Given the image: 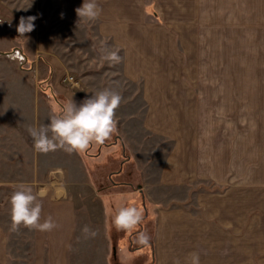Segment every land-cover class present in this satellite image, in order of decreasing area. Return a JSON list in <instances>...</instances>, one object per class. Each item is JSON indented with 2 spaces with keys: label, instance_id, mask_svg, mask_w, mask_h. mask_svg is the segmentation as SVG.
<instances>
[{
  "label": "crops",
  "instance_id": "crops-1",
  "mask_svg": "<svg viewBox=\"0 0 264 264\" xmlns=\"http://www.w3.org/2000/svg\"><path fill=\"white\" fill-rule=\"evenodd\" d=\"M3 2L0 0V10L14 17L18 2ZM202 2L97 0L102 10L99 18L85 21L79 20L75 11L83 0H39L40 5L54 7L63 26L96 30L98 39L120 49V75L139 83L144 112L136 132L138 142L133 141L140 153L132 156L141 169L142 194L130 183H123L120 185L129 190L113 194L109 186L102 188V194L97 189L94 195V183L80 169L87 168L85 159L92 164L105 161L106 168L118 163L120 175L124 174L121 168L131 162L125 155V146L129 149L126 137L121 136L122 154L118 141L93 142L83 156L62 149L40 159L36 154L33 168H45L47 174L35 192L46 194L38 196L41 218L51 216L58 227L46 232L34 229L33 264H110L115 254L120 256L118 245L127 235L129 247L138 252L128 264H190L192 253L199 254L200 264H264V126L262 180L256 186L252 139L243 138L238 124L232 127V120L219 117L214 107L208 111V98L203 95L206 88L195 83L200 58L198 30L205 27ZM35 37L36 52L41 53L37 60L45 62L52 78L58 69L50 63L49 42ZM96 81L95 75L82 77L80 87L67 92L66 99L79 104L92 91L102 89L91 84ZM148 137L170 143L159 163L157 152L146 160L147 147L142 142ZM239 140L246 141L241 151ZM111 145L115 148L102 154V148ZM95 149V154L89 153ZM84 190L90 191L89 197H84ZM134 193L139 195L130 205L143 211V219L114 244L104 215L105 202ZM84 226L97 235L86 238ZM143 234L148 237L146 243ZM256 237L262 241L256 243ZM126 242L122 244L125 250ZM8 253V238L0 227V264H8Z\"/></svg>",
  "mask_w": 264,
  "mask_h": 264
},
{
  "label": "rangeland",
  "instance_id": "rangeland-1",
  "mask_svg": "<svg viewBox=\"0 0 264 264\" xmlns=\"http://www.w3.org/2000/svg\"><path fill=\"white\" fill-rule=\"evenodd\" d=\"M2 1L5 3L6 0ZM16 1L18 8L17 13L12 14L14 17H8L7 13L0 10V50L11 51L14 46L21 49L30 58L28 63H23V68L30 70H21L18 66L20 61L15 58L0 56V227L8 238V264H33L34 229L21 225L18 231L11 230L9 197L14 184L20 182L30 184L35 193L38 183L45 181L47 177L45 168H33L37 160L36 154L40 159L45 153H39L34 149L27 131L30 126L39 127L47 124L48 116L59 109L52 100L47 86L53 85L52 87L55 86L65 92L55 93L63 103L67 100V92L80 87H71L63 82L66 74L73 76L78 82L86 75H95L97 81L92 82V85L102 89L111 87L122 95V101L115 111L117 130L106 143H112L113 136L116 135L120 138L126 137L129 149L125 146V155L130 156L131 162H126L124 174L111 179L119 182L114 188L111 186L109 175L119 169L118 163L106 168L105 161H96L93 165L85 159L84 165L87 168L80 169L81 172H85V177L94 183V195L98 193L97 189H100L102 194V188L109 186L108 191L113 194L125 192L129 189L120 185L124 182L130 183L134 190L141 184V169L132 156L140 153V150L136 149L139 139L136 132L141 124L144 106L140 99L139 83H131L121 77L120 63L112 64L102 59L99 49L105 40L98 39L96 30H79L63 26L54 7L51 8L47 3L40 5L39 0L36 2L32 0L33 4L27 0ZM202 9L205 11L202 18L205 27L198 30L197 47L200 58L195 83L206 88L207 92L203 95L208 98V111L214 107L219 117L232 120L234 123L232 127L235 128L237 126L235 123L238 124L237 130L244 134L243 138H247V135L249 140L252 139L249 142L254 147V177L256 186L261 185L264 126V0H203ZM28 16L36 17L35 27L22 36L16 27L21 17ZM35 36L48 40L51 49L50 63L53 68L58 69L56 71L58 74L54 73L51 79L42 83L45 86L44 90L39 88L37 82L48 76V67L42 59L37 60L41 53L36 52L39 49ZM119 55L121 56L120 52ZM62 71L67 72L60 74ZM79 84L81 85V82ZM142 143L147 147L146 160L150 161L151 153L157 152L159 155L156 158L157 163L161 162L170 146L168 141L153 137H148L146 142ZM245 143L246 141L239 140L240 151ZM118 145L122 154V146ZM112 148L115 147L113 145L103 147L102 154L106 149ZM89 153L95 154L96 149ZM81 154L83 156L85 153ZM151 161L154 165V155ZM146 167L149 168L148 163ZM82 194L87 197L90 191L84 190ZM138 195L134 193L130 196L125 195L123 199L116 198L114 201L105 202L104 215L108 219L114 244L122 237L124 231H118L111 225L107 212L117 204L131 206ZM128 237L127 235V238L120 239L118 245L121 249L120 256L115 254V259L113 258L117 264H128L131 258L138 254L129 247ZM126 240L125 250L122 244ZM260 241L262 237H256V243ZM138 262L140 259L136 263Z\"/></svg>",
  "mask_w": 264,
  "mask_h": 264
},
{
  "label": "clouds",
  "instance_id": "clouds-1",
  "mask_svg": "<svg viewBox=\"0 0 264 264\" xmlns=\"http://www.w3.org/2000/svg\"><path fill=\"white\" fill-rule=\"evenodd\" d=\"M75 11L79 20L95 21L102 10L97 0H83L82 5ZM35 19V16L21 17L16 27L17 32L24 36L26 32L34 30ZM99 51L103 60L112 64L121 62L120 49L109 47L106 41L101 43ZM121 101V93L111 87L92 91L91 95L79 104L73 98H69L58 110L48 116L47 124L28 127L27 131L33 141L34 149L45 154L58 149L68 153L84 152L93 142L104 143L117 130L115 111ZM44 195H46L44 192L34 193L32 186L24 182L13 185V191L9 197L12 231H18L21 225L42 232L58 227L51 216L43 220L41 218L42 205L38 201V196L42 198ZM107 215L111 225L118 231H131L143 219L141 209L123 204H117L109 209ZM82 232L86 238H94L97 235L96 231L88 226H84ZM147 240V235L143 234V241L146 243ZM190 256V264H200L198 253H192ZM175 264H179V261Z\"/></svg>",
  "mask_w": 264,
  "mask_h": 264
},
{
  "label": "water",
  "instance_id": "water-1",
  "mask_svg": "<svg viewBox=\"0 0 264 264\" xmlns=\"http://www.w3.org/2000/svg\"><path fill=\"white\" fill-rule=\"evenodd\" d=\"M17 54H19V56H17ZM0 56H6V57H9V58H15V59L20 61L19 64H18L20 69L27 70V71L30 70V69L23 68V63L26 62L28 59H27V56L23 53V51L21 49H19V48H14L11 51H1L0 50ZM117 141L120 142L122 148L124 149V144L122 142V139L118 135L115 137L113 143H116ZM103 144L104 143H102V145ZM123 155H124V153H123ZM137 190L140 192V194H142V190H141V186L140 185L137 186Z\"/></svg>",
  "mask_w": 264,
  "mask_h": 264
},
{
  "label": "trees",
  "instance_id": "trees-1",
  "mask_svg": "<svg viewBox=\"0 0 264 264\" xmlns=\"http://www.w3.org/2000/svg\"><path fill=\"white\" fill-rule=\"evenodd\" d=\"M48 79H51V75H48L44 80H41L38 84H39V88L41 89V90H44V89H42V83L43 82H47L48 81ZM47 87H49V88H52V86H47ZM52 93H51V95H52V100H54V102L57 104V106H59V108L61 107V101L57 98V95L55 94V93H57L53 88H52ZM58 94V93H57ZM55 96H56V98H55ZM56 99V100H55ZM115 263V261H113V259L110 261V264H114ZM116 264V263H115Z\"/></svg>",
  "mask_w": 264,
  "mask_h": 264
},
{
  "label": "built area",
  "instance_id": "built-area-1",
  "mask_svg": "<svg viewBox=\"0 0 264 264\" xmlns=\"http://www.w3.org/2000/svg\"><path fill=\"white\" fill-rule=\"evenodd\" d=\"M63 82L69 84L71 87H78L79 82L75 80V78L69 74H66L64 78L62 79Z\"/></svg>",
  "mask_w": 264,
  "mask_h": 264
},
{
  "label": "flooded vegetation",
  "instance_id": "flooded-vegetation-1",
  "mask_svg": "<svg viewBox=\"0 0 264 264\" xmlns=\"http://www.w3.org/2000/svg\"><path fill=\"white\" fill-rule=\"evenodd\" d=\"M14 48H17V47L14 46L13 48H11V50L14 49ZM28 62H29V60L26 61V63H28ZM41 86H42V89H45V86H43V85H41ZM48 90H50L49 87H48ZM121 169L123 170V168H121ZM119 170H120V168H119L117 171H113V172L109 175V176H110L109 179H110V181H111L112 184H118V183H119L118 181L111 180V179H113L114 176H116V175L118 176V175L120 174V171H121V170H120V171H119ZM124 183H126V182H124Z\"/></svg>",
  "mask_w": 264,
  "mask_h": 264
},
{
  "label": "bare ground",
  "instance_id": "bare-ground-1",
  "mask_svg": "<svg viewBox=\"0 0 264 264\" xmlns=\"http://www.w3.org/2000/svg\"><path fill=\"white\" fill-rule=\"evenodd\" d=\"M17 56H19V54H17Z\"/></svg>",
  "mask_w": 264,
  "mask_h": 264
}]
</instances>
